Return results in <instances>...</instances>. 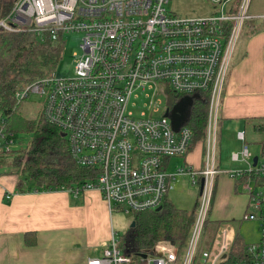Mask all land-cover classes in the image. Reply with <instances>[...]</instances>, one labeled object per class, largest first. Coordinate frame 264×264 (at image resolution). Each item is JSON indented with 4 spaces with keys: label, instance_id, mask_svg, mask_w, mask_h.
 I'll return each instance as SVG.
<instances>
[{
    "label": "built area",
    "instance_id": "2783aa9c",
    "mask_svg": "<svg viewBox=\"0 0 264 264\" xmlns=\"http://www.w3.org/2000/svg\"><path fill=\"white\" fill-rule=\"evenodd\" d=\"M208 1L212 15L187 20L167 11L169 0H14L0 20V30L7 33H46L52 40L71 32L84 35L80 54H74L73 77L52 73L14 96L21 102L31 94L40 95L42 116L60 129L72 161L96 170L95 180L85 183L83 192L96 191L110 211L132 216L161 208L180 176L194 187L203 180L184 256L175 246L159 243L145 259L134 262L118 249L113 233L102 255L87 264H220L229 254L232 240L225 229L217 232L209 250L199 253V243L219 174L215 160L219 102L234 46L250 19L251 0ZM149 91L158 98L150 102L151 114L135 119L129 110L131 98L141 94L149 98ZM170 94L179 98L174 105L181 99L192 102L201 94L209 96L200 170L171 166L173 159L187 155L192 133L185 126L174 132L165 117L174 106L167 107ZM237 138L243 141L244 133ZM13 145L12 137L0 129V152L9 153ZM249 157L246 146L231 154L233 162L247 163L248 169L229 176L233 180L253 176L240 186L253 210L244 213L242 221L259 223V239L247 245L245 259L236 264H264V161L253 166Z\"/></svg>",
    "mask_w": 264,
    "mask_h": 264
},
{
    "label": "crops",
    "instance_id": "0c3cea01",
    "mask_svg": "<svg viewBox=\"0 0 264 264\" xmlns=\"http://www.w3.org/2000/svg\"><path fill=\"white\" fill-rule=\"evenodd\" d=\"M248 13L250 19L237 41L241 45L233 52L222 88L218 158L215 152L221 164L216 161L219 174L209 214L210 221L221 223L219 230L229 231L232 242L239 235L247 245L258 241L259 223L242 221L244 213L253 210L229 174L248 169L247 163L231 160V154L244 146L250 154L248 163L263 155L264 0H251ZM238 133H244L243 141ZM194 147L196 151L189 150L183 161L200 170L205 146ZM17 180L13 170L0 174V264H87L102 255L113 233H119L113 225L114 213L98 192H84L80 200L58 191L16 193Z\"/></svg>",
    "mask_w": 264,
    "mask_h": 264
},
{
    "label": "trees",
    "instance_id": "16d2710c",
    "mask_svg": "<svg viewBox=\"0 0 264 264\" xmlns=\"http://www.w3.org/2000/svg\"><path fill=\"white\" fill-rule=\"evenodd\" d=\"M13 2L14 0H0V20L10 12ZM61 38V34L52 40L46 33L38 36L32 31L7 33L0 30V129L8 133L13 140L14 135L23 133L31 135L22 149H14L9 153L0 152V170L9 168L15 172L18 178L16 193L58 191L67 192L80 200L84 194L82 189L85 183H92L95 180L96 170L77 166L72 161L66 139L62 137L60 129L44 120L42 111L32 117L22 115V105L28 96L21 102L14 98L16 92L51 76L62 54ZM178 99L173 94L168 95V109H171ZM208 103L209 96L201 94L200 97L193 99L188 108V118L184 126L192 133L189 150L199 143L205 146L207 117L210 110ZM218 118L217 114L219 121ZM217 139L218 134L216 143ZM251 177L253 176L249 177L246 174L235 179L236 188ZM100 197L105 202L101 195ZM197 201L198 198L194 211L188 212L176 208L166 196L160 211L133 213L131 217L134 227H130L123 236L116 234L118 249L134 262H137L141 255H150L155 245L159 243H167L184 250L195 221ZM220 224L210 221L209 218L205 220L199 253L211 248ZM246 247L243 239L236 235L227 258L220 264H236L243 261ZM195 259L198 260V255Z\"/></svg>",
    "mask_w": 264,
    "mask_h": 264
},
{
    "label": "rangeland",
    "instance_id": "374dc122",
    "mask_svg": "<svg viewBox=\"0 0 264 264\" xmlns=\"http://www.w3.org/2000/svg\"><path fill=\"white\" fill-rule=\"evenodd\" d=\"M211 3L208 0H169V4L166 6L168 12H172L176 16L180 17L181 19H196V18H205L213 14L214 9L210 6ZM84 35L80 32H71L64 34L61 39L62 40V50L60 54V58L57 62L56 67H54L53 74L59 78H71L75 72V65H74V54H80V44ZM238 44V45H237ZM241 45V41L236 43L235 50L238 46ZM235 52V51H234ZM234 55V54H233ZM231 66V64H230ZM149 94V98L145 97L144 95H138V98L133 96L129 103V110L133 112L135 119L140 118L142 113H146L148 117L151 114V100L154 102L158 99L156 96L152 98V91L147 92ZM42 98L38 94H31L28 96L27 101L22 105V115L25 117H32L39 114L42 111ZM159 116H156V118ZM219 119V118H218ZM219 133V121L217 120L216 126V135ZM31 137L28 133L14 135L15 145L12 147V150H18L25 147L29 138ZM198 146H195L196 148ZM219 147L220 142L219 139L217 140L216 146V155L217 158L219 157ZM194 148L192 149L193 151ZM205 151V149H204ZM198 155V152L196 153ZM222 156V154H221ZM226 152H223L222 158H226ZM259 162L264 161V157L260 156ZM183 158H175L172 161V166H183L186 165L183 161ZM217 166L221 164L217 159ZM222 169H225L224 167ZM11 170V169H10ZM9 169L3 168L0 174L8 175ZM199 186H192L189 183V179L186 177H179L177 181L172 185V191L168 194V200L171 202L176 208L186 210L188 212H192L195 209V201L199 196ZM214 194H215V180H214V190H213V199L214 201ZM211 201V202H212ZM213 202L211 203L210 210L212 209ZM210 211L208 213L207 218H209ZM133 223V219L131 216H127L123 213H116L113 214V225L116 230L119 232V236H123L128 229L130 228L131 224ZM202 240V234L200 237V242ZM200 245V244H199ZM186 249L182 250L183 256L186 253Z\"/></svg>",
    "mask_w": 264,
    "mask_h": 264
},
{
    "label": "water",
    "instance_id": "95a60500",
    "mask_svg": "<svg viewBox=\"0 0 264 264\" xmlns=\"http://www.w3.org/2000/svg\"><path fill=\"white\" fill-rule=\"evenodd\" d=\"M191 101L188 98L181 99L179 103L173 106L171 111L167 114H165V117L169 119L171 127L174 132H178L180 128H182L187 121V113H188V108L190 107ZM62 137L64 135L62 134ZM257 163V158L253 159V166H256ZM202 185H203V180L200 182V187H199V192L202 190ZM156 211H160V208L157 209ZM131 228L134 227V223L131 224ZM141 259H145L146 255H141Z\"/></svg>",
    "mask_w": 264,
    "mask_h": 264
}]
</instances>
